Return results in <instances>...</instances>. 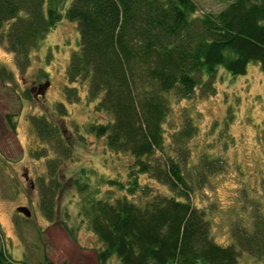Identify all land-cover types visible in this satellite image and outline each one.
Wrapping results in <instances>:
<instances>
[{
    "label": "trees",
    "instance_id": "1",
    "mask_svg": "<svg viewBox=\"0 0 264 264\" xmlns=\"http://www.w3.org/2000/svg\"><path fill=\"white\" fill-rule=\"evenodd\" d=\"M197 10L193 0H71L60 13L53 0H0V45L13 54L18 75L29 67L30 52L62 18L76 24L77 49L65 69L70 85L64 89L66 100L77 102L80 96L71 85L87 82L85 101L94 102L93 112L104 114L106 120L90 122L85 131L103 138L109 150L131 157L127 182L109 179L127 191L113 199L86 196L79 209L101 244L98 264L112 256L120 264H238L241 251L264 261L263 227L252 232L232 227L229 244L214 242L204 210L190 201L192 182L180 162L166 153L163 134L170 95H213L219 68L243 75L255 62L264 73V0H231L216 13L198 15ZM12 79V73L0 67V81ZM47 83L28 88L24 98L37 101L31 90ZM55 108L60 119L67 116L64 103ZM5 118L13 129L10 115ZM28 119L46 146L34 150V157L53 154L37 182L39 209L52 221L63 187L59 170L72 155L74 142L84 135L75 128L70 141L67 125L53 122L47 112ZM262 125L264 145V118ZM195 134L189 118L173 134L182 158L188 154L186 142ZM196 168L205 177L209 169H222L221 158H201ZM140 175L166 185L172 195L152 193ZM74 183L88 192L87 181ZM136 190L144 201L132 199ZM1 242L0 264H25L11 260Z\"/></svg>",
    "mask_w": 264,
    "mask_h": 264
},
{
    "label": "rangeland",
    "instance_id": "2",
    "mask_svg": "<svg viewBox=\"0 0 264 264\" xmlns=\"http://www.w3.org/2000/svg\"><path fill=\"white\" fill-rule=\"evenodd\" d=\"M193 1L198 7L196 14L201 15L216 13L231 0ZM55 2L62 13L71 0ZM77 43L76 24L62 18L30 52L29 67L21 75L13 54L0 45V67L13 75L9 83L0 81V240L11 260L25 264H98L96 253L101 244L80 215L82 201L86 196L113 199L127 191L109 183V179L127 182L130 155L109 150L103 138L85 131L90 122L106 120L104 114L93 112L94 102L85 101L87 82L71 85L80 96L77 102L66 100L64 89L70 85L65 69ZM45 80L48 83L43 88V97L32 91L37 101L24 98L25 90ZM169 100L171 109L163 124L166 153L180 162L192 182L190 201L204 210L214 242L229 244L232 227L249 232L256 227L264 229V145L260 139L264 73L259 65L250 62L246 73L236 76L219 68L213 95L200 96L196 91L190 98L170 95ZM58 102L66 107L64 119L55 114ZM44 112L53 122L67 125L70 141L73 142V137L69 133L75 128L84 135L82 141L74 142L72 155L59 170L63 187L55 200L52 221L39 209L37 182L39 176L46 174V159L53 154L34 157V150L46 146L38 140L28 119ZM7 114L14 123L13 129L6 121ZM185 118L196 126V134L186 142L188 154L182 158L172 137ZM201 158H221L222 169H209L201 178L196 168ZM75 180L80 184L87 181L88 192L80 191ZM140 182L150 185L152 193L172 195L166 185L147 175H140ZM132 199L145 198L136 190ZM18 206H26L30 216L18 213L15 210ZM106 264L120 262L112 256ZM238 264H264V261L241 251Z\"/></svg>",
    "mask_w": 264,
    "mask_h": 264
},
{
    "label": "water",
    "instance_id": "3",
    "mask_svg": "<svg viewBox=\"0 0 264 264\" xmlns=\"http://www.w3.org/2000/svg\"><path fill=\"white\" fill-rule=\"evenodd\" d=\"M47 85H45L44 87L46 88ZM43 87V88H44ZM40 88V87H39ZM41 89V90H38V92H40V94H43V90L44 89ZM18 213H21L23 214L25 217H29L30 216V210L26 207V206H18L16 207L15 209Z\"/></svg>",
    "mask_w": 264,
    "mask_h": 264
},
{
    "label": "flooded vegetation",
    "instance_id": "4",
    "mask_svg": "<svg viewBox=\"0 0 264 264\" xmlns=\"http://www.w3.org/2000/svg\"><path fill=\"white\" fill-rule=\"evenodd\" d=\"M39 90H40V89H39ZM31 91H36V89L33 88ZM37 91H38V90H37ZM37 91H36V92H37Z\"/></svg>",
    "mask_w": 264,
    "mask_h": 264
}]
</instances>
